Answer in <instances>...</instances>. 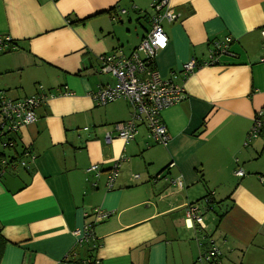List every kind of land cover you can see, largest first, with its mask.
<instances>
[{
    "label": "crops",
    "instance_id": "0c3cea01",
    "mask_svg": "<svg viewBox=\"0 0 264 264\" xmlns=\"http://www.w3.org/2000/svg\"><path fill=\"white\" fill-rule=\"evenodd\" d=\"M158 1L0 0V35L15 41L0 50V96L55 93L35 122L0 135V264H76L91 254L102 264H213L200 257L214 245L219 264H264V139L246 138L264 113V0H169L177 19L163 22L169 41L156 67L186 94L162 111L170 140L155 143L141 125L128 142L105 141L132 107L93 101L92 91L115 83L99 56H130ZM227 36L229 52L211 63L213 41ZM191 58L199 66L184 76ZM93 164L100 170L88 172ZM195 202L205 229L187 221ZM99 209L114 213L98 220ZM83 225L92 243L77 242Z\"/></svg>",
    "mask_w": 264,
    "mask_h": 264
},
{
    "label": "built area",
    "instance_id": "2783aa9c",
    "mask_svg": "<svg viewBox=\"0 0 264 264\" xmlns=\"http://www.w3.org/2000/svg\"><path fill=\"white\" fill-rule=\"evenodd\" d=\"M155 14L151 18V29L141 40L140 44L130 54L125 56L120 50L105 53L99 56L100 71L103 74L112 76L115 83L98 87L91 92V97L97 105H106L118 99L128 101L132 107L131 117L126 121L117 122L114 128L105 135L106 143H111L113 138L118 137L125 142L132 140L141 125L148 129L149 136L155 143L167 145L170 135L167 126L162 120V111L170 106L181 102L186 94L180 84H177L172 78H165L161 75L156 67V55L158 51L168 45V36L163 29L165 20L172 22L177 19L169 0H160L153 5ZM264 37V32H263ZM9 35H0V50L9 47L12 43ZM233 41L231 36L224 39L213 41V50L211 51L210 62L215 63L217 57L221 54L228 53L230 44ZM199 66L196 58H191L185 62L182 67L184 76L192 73ZM176 77L173 76V78ZM68 87L62 90L67 93ZM55 93H48L43 90L41 93L23 97L7 98L0 96V135L16 133L23 126L32 124L37 119V108L49 97ZM261 136L264 139V113L259 111L253 120V124L247 133V143L254 138ZM14 140L8 139L4 146H13ZM126 158L119 157L114 161L108 175V186L111 187L118 174L121 163ZM26 160L21 164L26 166ZM100 165L93 164L88 168V172L99 171ZM0 170V174H1ZM238 176H244L245 172L241 168L235 170ZM138 175H135L137 177ZM176 182L182 186V181L177 179ZM260 182H264V176L260 177ZM113 210L96 211L98 220L109 217ZM187 221H191V226L197 224L201 229L206 228L204 216L197 202L190 203L186 208ZM77 242L92 243L94 239V230L91 225H83L74 231ZM96 247H94L92 250ZM200 259L205 262L219 264L221 251L217 246H212L208 251L201 255ZM57 264H67L66 260H61ZM76 264H102L97 255H90L76 262Z\"/></svg>",
    "mask_w": 264,
    "mask_h": 264
},
{
    "label": "trees",
    "instance_id": "16d2710c",
    "mask_svg": "<svg viewBox=\"0 0 264 264\" xmlns=\"http://www.w3.org/2000/svg\"><path fill=\"white\" fill-rule=\"evenodd\" d=\"M11 43H12L11 45H14L15 41L12 40ZM1 231H2V226L0 225V262H1V259H2V256H3L4 247H5L6 243H7V240L3 237V235L1 234Z\"/></svg>",
    "mask_w": 264,
    "mask_h": 264
}]
</instances>
